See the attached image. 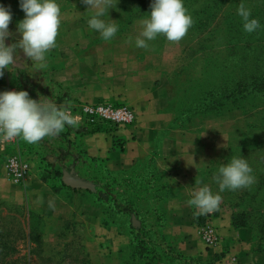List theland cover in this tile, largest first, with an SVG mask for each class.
<instances>
[{
  "label": "rangeland",
  "instance_id": "obj_1",
  "mask_svg": "<svg viewBox=\"0 0 264 264\" xmlns=\"http://www.w3.org/2000/svg\"><path fill=\"white\" fill-rule=\"evenodd\" d=\"M61 1L63 19L57 47L46 54L47 67L40 69L29 58V66L13 72L15 81L20 83L24 78L27 84L13 90L1 87L0 92L24 90L32 98L35 94L52 98L58 88L53 80L49 81V68L51 63L59 62L62 53V65L67 67L80 59L82 75L92 76L94 87L109 85L116 91L120 85L117 83L126 82V97L131 99L118 102L95 98L94 89V100H70L69 110L78 118V127L104 132L133 126L138 115L132 102L139 97L143 111L161 114L166 123L155 132L149 149L139 156L143 161L131 174L110 173L107 167L102 174L94 164L93 181H82L89 187L67 183V175L57 163H68L70 153L58 143L53 144L54 138L35 145L17 139L11 150L29 161L32 171L43 178L55 177L66 193L74 192L77 212L69 210L67 204L60 216H54L33 209L25 200L1 201L0 264H111L108 251L114 247L107 245L108 238L118 236L99 223L89 224L91 217L82 213L88 203L94 204L97 220L101 212L110 210L113 221L121 222L118 213H128L127 208L141 220L137 236L147 244L133 247L125 264H145L151 258L152 263L187 264L189 249L194 248L184 245L183 239L187 238L225 257L230 250L223 244L225 231H220L221 223L216 219L227 217L232 230L248 239L246 248L239 247L236 252L264 264V0H183L194 21L187 35L179 43L159 36L148 42V49L137 48L135 38L141 31L139 21L150 14L152 0H114L115 8L101 17L118 25L110 41L89 28L94 10L81 0L71 6L70 0ZM241 3L260 23L251 34L244 31L237 14ZM130 36L133 42L128 44ZM63 53H67L70 63L65 64ZM96 104L126 107L133 120L127 124L88 122L81 107ZM65 130L56 139H66ZM233 156L247 160L256 182L249 188L219 192L212 178ZM166 168L172 169L168 177ZM195 179L202 180V185H196ZM203 184L214 194L219 193L222 202L218 211L195 217L197 210L187 201ZM63 196L68 198L67 194ZM205 223L219 238L215 247H208L202 239ZM139 253L145 260L133 263Z\"/></svg>",
  "mask_w": 264,
  "mask_h": 264
},
{
  "label": "crops",
  "instance_id": "obj_2",
  "mask_svg": "<svg viewBox=\"0 0 264 264\" xmlns=\"http://www.w3.org/2000/svg\"><path fill=\"white\" fill-rule=\"evenodd\" d=\"M57 3L62 5L61 0H57ZM0 4L5 7H10L12 12V22L9 25V30L14 36L5 41L6 45H10L11 43L18 42L21 38L17 31V25L18 22L25 17V13L20 8V0H0ZM76 4H78L76 0H70L68 5L71 6ZM63 54L65 64L70 63L68 62L69 58L67 53ZM17 55L18 57L20 55V60L17 59L14 65L4 70V76L0 78V89L1 87H9L10 90H13L27 84L24 78H20L19 83V80L15 81L13 77L14 70H24L25 67L29 66V58H26L21 50H17ZM62 60V53H59V62L51 63L52 66L49 68V81L50 79L53 80V85L55 84V87L58 88L52 95V98H50L51 96L49 97L42 94H40L41 96L35 94V98H30L37 101L40 99H50L58 105L63 103L64 100L70 101L77 98H84L87 101H91L94 100V97L108 98L118 102H131V99L126 97V82L117 83L120 85L116 91L109 88V85L97 84V86L94 87L92 76L82 75L83 68L80 59H77L78 61H72V66L70 67L62 65ZM111 85H114V83H111ZM94 89L96 95L91 97ZM141 98L142 97H139V100L136 99L132 102L138 115L137 123L133 126L104 132H88L85 127L80 128L78 126L75 128L68 127V130H65L67 133H65L66 139L62 140L63 137L59 140L54 138V141H52L54 142L53 144H55V142L58 143L63 150H67L70 153L68 163H64V165L57 163V166L61 167L60 170L64 171V174L68 175L71 179L87 182L93 181L94 179V164L100 167L102 174L105 173L104 170L106 167L109 169L110 173H112V171H117L120 172L122 176L131 174L134 171L133 169L136 168L137 163L143 161L139 156L143 155L144 152L149 149L150 140L153 138L155 132L166 123V119H164L161 114L152 115V110H150V114H147L146 110L143 111L141 109L142 103H140L142 101ZM43 141L46 140L44 139ZM44 143L47 144V142ZM41 146L43 145L41 144ZM7 148V142L0 143V202L11 201L19 203L25 200L33 209L43 214H51L54 216H60V213L65 209V205L67 204L69 205V210L77 212V206H74V203L77 202L75 199L77 195L71 192L69 188L65 190L71 193H66L64 187L60 184H56L57 181L55 177L48 176L43 178L41 174H37L38 172L32 171L31 175L23 183H12L6 175L3 165ZM43 149L45 150L46 148L43 147ZM169 151H171V147H169ZM171 172L172 169L166 168L167 177L168 173ZM63 194H67L68 198H64ZM73 198L75 200H73ZM49 200L55 201L54 210L49 208ZM85 205L82 213L91 217L89 218L91 221L89 224L99 223L103 229L109 232L112 231L118 236V238H108L107 245L109 247H114L108 251L111 264L123 263V258L128 246L143 243L147 244V241L137 236L141 220L136 216L134 211L128 208V213L121 211V213L118 214H121L122 221L116 223L113 221L114 213L112 211L101 212V218L97 220L95 219L96 212L93 211L94 204L88 203ZM30 211H32L31 208ZM92 215H94L93 218ZM216 221H220L221 223L220 231H225L224 236L226 237L223 240V244L229 246V253L225 257L214 255V251L200 248V246L195 245L192 239H183L185 246L194 247L193 249H189L191 255L187 258V264H256L257 261L253 256L241 257L236 252L239 247H241V249L244 247L246 248L248 239L239 237L240 232L232 230L228 217L222 220L216 219ZM131 225L134 227V230L131 229ZM239 238H242L240 242ZM190 241L191 243L189 244Z\"/></svg>",
  "mask_w": 264,
  "mask_h": 264
},
{
  "label": "clouds",
  "instance_id": "obj_3",
  "mask_svg": "<svg viewBox=\"0 0 264 264\" xmlns=\"http://www.w3.org/2000/svg\"><path fill=\"white\" fill-rule=\"evenodd\" d=\"M81 2L94 10L88 20L89 28L99 32L105 41L113 39L118 25L106 22L101 17L108 15L109 9L115 8L117 3L114 4V0ZM20 8L25 13L17 25L21 38L6 45L5 41L14 36L9 30L12 12L10 7L0 4V78L4 76V70L19 59L17 50L44 69L47 67L46 54L57 47L63 19L57 0H20ZM150 9L149 16L139 21L141 31L135 38L137 48L148 49V42L159 36L170 43H179L193 26V17L183 0H152ZM237 14L242 18L246 33L251 34L260 28L259 21L251 18V10L244 3L238 6ZM132 42L133 38L128 37L126 43ZM78 122V118L69 110L68 100L58 105L50 99H32L24 90L0 92V143L20 139L30 145L39 144L45 138H57L66 126L77 127ZM252 173L253 169L245 158L233 156L228 164L219 167L212 179L218 184L219 192L236 191L249 188L256 182ZM202 183V180L195 179L196 185ZM221 202L222 196L214 194L207 184H203L191 193L187 204L197 210L194 216L198 217L218 211ZM49 208L55 209L54 200H49Z\"/></svg>",
  "mask_w": 264,
  "mask_h": 264
},
{
  "label": "built area",
  "instance_id": "obj_4",
  "mask_svg": "<svg viewBox=\"0 0 264 264\" xmlns=\"http://www.w3.org/2000/svg\"><path fill=\"white\" fill-rule=\"evenodd\" d=\"M81 113L84 114L88 122L112 121L117 124H127L133 120L132 112L126 107L113 108L105 104L83 105ZM8 148L3 160V165L8 179L14 184L23 183L32 173L31 163L21 156V154L11 148L15 147L17 140L7 142ZM10 149V150H9ZM17 173H20L18 175ZM202 239L208 247H215L219 244L213 227L205 223L202 227Z\"/></svg>",
  "mask_w": 264,
  "mask_h": 264
},
{
  "label": "trees",
  "instance_id": "obj_5",
  "mask_svg": "<svg viewBox=\"0 0 264 264\" xmlns=\"http://www.w3.org/2000/svg\"><path fill=\"white\" fill-rule=\"evenodd\" d=\"M262 82H264V81H262ZM139 245L145 246L144 243L143 244H139ZM139 245H131V246H128L127 251L125 252L126 254H125L124 258H123V263L122 264H125L126 263L124 260L126 259V257L128 255H130V252L133 249V247H140ZM137 249H139V248H137ZM135 257H137V258L135 259ZM135 257L132 259V262L133 263H139V262H141V260H143V259L145 260V258H146L141 253L135 254ZM152 259L153 258H151V261H152ZM147 260L148 261H145L146 262L145 264H158V262H156V260H155V263H152L149 259H147Z\"/></svg>",
  "mask_w": 264,
  "mask_h": 264
},
{
  "label": "water",
  "instance_id": "obj_6",
  "mask_svg": "<svg viewBox=\"0 0 264 264\" xmlns=\"http://www.w3.org/2000/svg\"><path fill=\"white\" fill-rule=\"evenodd\" d=\"M66 181H67V183H69L73 186L89 187V185L87 183H84V182L79 181V180L71 179L68 175L66 176Z\"/></svg>",
  "mask_w": 264,
  "mask_h": 264
}]
</instances>
